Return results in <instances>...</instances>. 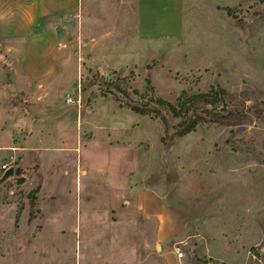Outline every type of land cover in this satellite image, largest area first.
Returning <instances> with one entry per match:
<instances>
[{
    "label": "rangeland",
    "instance_id": "1",
    "mask_svg": "<svg viewBox=\"0 0 264 264\" xmlns=\"http://www.w3.org/2000/svg\"><path fill=\"white\" fill-rule=\"evenodd\" d=\"M181 28L119 67L73 35L38 85L0 36V264H264V0H183ZM211 88L256 108L179 135L128 105Z\"/></svg>",
    "mask_w": 264,
    "mask_h": 264
},
{
    "label": "crops",
    "instance_id": "2",
    "mask_svg": "<svg viewBox=\"0 0 264 264\" xmlns=\"http://www.w3.org/2000/svg\"><path fill=\"white\" fill-rule=\"evenodd\" d=\"M182 13L183 0H0V36L23 41L17 76L38 85L57 80L71 36L99 64H135L155 39L181 34Z\"/></svg>",
    "mask_w": 264,
    "mask_h": 264
},
{
    "label": "trees",
    "instance_id": "3",
    "mask_svg": "<svg viewBox=\"0 0 264 264\" xmlns=\"http://www.w3.org/2000/svg\"><path fill=\"white\" fill-rule=\"evenodd\" d=\"M226 10L229 15H233L232 9L227 8ZM107 93L114 95L117 99L130 97L128 91L122 89L114 82L106 84L103 95ZM119 93L122 97H119ZM250 98L251 95L248 92L246 97L238 99L237 95H231L223 88H211L207 92L195 94H189L183 90L176 103H171L162 98L151 97L147 101L138 103L129 102L128 105L134 112L141 115L151 113L160 115V108L167 109L174 117L180 118L178 134L184 135L195 130L197 125L208 122H215L226 126L241 125L245 118H249V114L246 111L256 108L254 105L246 106L245 100H250ZM151 102H154L157 106L153 107ZM253 149L252 147L249 150Z\"/></svg>",
    "mask_w": 264,
    "mask_h": 264
},
{
    "label": "built area",
    "instance_id": "4",
    "mask_svg": "<svg viewBox=\"0 0 264 264\" xmlns=\"http://www.w3.org/2000/svg\"><path fill=\"white\" fill-rule=\"evenodd\" d=\"M178 254H179V256H182V255H183V253H182V252H180V251H179V253H178Z\"/></svg>",
    "mask_w": 264,
    "mask_h": 264
}]
</instances>
